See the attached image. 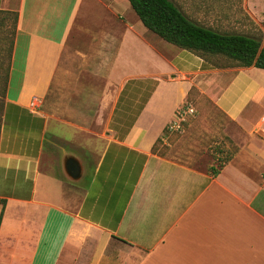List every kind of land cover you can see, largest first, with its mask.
I'll return each instance as SVG.
<instances>
[{"label": "crops", "instance_id": "crops-1", "mask_svg": "<svg viewBox=\"0 0 264 264\" xmlns=\"http://www.w3.org/2000/svg\"><path fill=\"white\" fill-rule=\"evenodd\" d=\"M241 8L259 26L264 0ZM0 11L15 15L0 115V264H264L263 68L218 67L177 47L127 0H0ZM68 55L111 87L99 153L72 184L64 156L52 165L64 151L46 144V116L29 106ZM189 100L230 123L232 149L216 169L152 152Z\"/></svg>", "mask_w": 264, "mask_h": 264}, {"label": "rangeland", "instance_id": "rangeland-1", "mask_svg": "<svg viewBox=\"0 0 264 264\" xmlns=\"http://www.w3.org/2000/svg\"><path fill=\"white\" fill-rule=\"evenodd\" d=\"M171 1L188 17L207 27L252 35L260 43L264 42V14L258 20L259 26L253 23L241 8L244 0ZM246 1L248 7H255L258 2ZM12 30V13L0 11V74L6 66ZM208 59L218 67L233 65L231 60L221 56H209ZM65 60L36 112L44 114L49 122L46 144L55 143L64 151L54 157L53 167L59 169L63 156L73 157L78 163L79 176L99 153L100 145L94 138L101 130L111 87L105 86L100 76L83 68L78 57L68 55ZM1 99H4V92L1 94L0 90V115ZM189 103L194 107V113L182 124L180 131L166 132L152 152L201 169H210L212 163L216 169L220 162L213 159L222 156L220 161L223 160L232 149L228 136L230 123L216 110L207 108L203 111L201 105L197 106L192 100ZM56 130L63 136L55 135ZM66 180L72 184L78 178L68 177Z\"/></svg>", "mask_w": 264, "mask_h": 264}, {"label": "trees", "instance_id": "trees-1", "mask_svg": "<svg viewBox=\"0 0 264 264\" xmlns=\"http://www.w3.org/2000/svg\"><path fill=\"white\" fill-rule=\"evenodd\" d=\"M141 24L163 40L203 58L221 56L238 66L264 69V42L252 35L226 32L207 27L189 18L171 0H127ZM14 27L15 15L12 14ZM13 36V30L11 31ZM7 49V61L0 74L3 94L10 59L12 37Z\"/></svg>", "mask_w": 264, "mask_h": 264}, {"label": "built area", "instance_id": "built-area-1", "mask_svg": "<svg viewBox=\"0 0 264 264\" xmlns=\"http://www.w3.org/2000/svg\"><path fill=\"white\" fill-rule=\"evenodd\" d=\"M39 100H32L29 102V106L36 112L39 106ZM194 108L190 104H184L176 108L173 116L166 123L165 128L170 131H180L182 124L187 120L189 116L194 113Z\"/></svg>", "mask_w": 264, "mask_h": 264}, {"label": "water", "instance_id": "water-1", "mask_svg": "<svg viewBox=\"0 0 264 264\" xmlns=\"http://www.w3.org/2000/svg\"><path fill=\"white\" fill-rule=\"evenodd\" d=\"M64 172L69 178H77L79 167L77 161L73 157H64L62 160Z\"/></svg>", "mask_w": 264, "mask_h": 264}]
</instances>
